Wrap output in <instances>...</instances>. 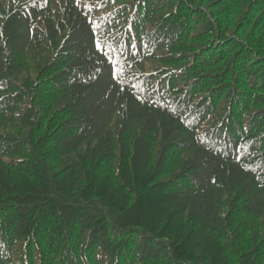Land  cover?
<instances>
[{"label":"trees","instance_id":"obj_1","mask_svg":"<svg viewBox=\"0 0 264 264\" xmlns=\"http://www.w3.org/2000/svg\"><path fill=\"white\" fill-rule=\"evenodd\" d=\"M0 264H264V0H0Z\"/></svg>","mask_w":264,"mask_h":264}]
</instances>
